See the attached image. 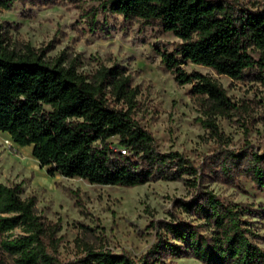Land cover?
Segmentation results:
<instances>
[{
    "label": "trees",
    "instance_id": "trees-1",
    "mask_svg": "<svg viewBox=\"0 0 264 264\" xmlns=\"http://www.w3.org/2000/svg\"><path fill=\"white\" fill-rule=\"evenodd\" d=\"M13 0H2L8 9ZM102 6L125 21H140L170 32L179 42L157 47L165 69L179 85L190 84L202 109L203 125L220 142L203 168L225 184L241 177L264 189V152L246 145L230 150L215 124L216 116L238 113L225 90L210 77L187 73L188 63L210 68L232 81L264 88V10L229 0H103ZM77 60L45 59L29 45L9 48L0 30V132L31 156L48 175L79 178L101 186L135 187L148 181L186 177L194 189L178 209L193 222L170 212L152 222L155 242L140 258L127 253L84 248L67 264H161L166 257L190 256L202 264H264V250L233 205L201 189L200 170L179 152H161L136 119L139 89L127 70L98 63L87 74ZM116 139L114 146L110 139ZM22 183H0V264H61L51 249L56 228L35 213V197L22 198ZM76 197V193L71 192ZM16 227L24 235L9 236Z\"/></svg>",
    "mask_w": 264,
    "mask_h": 264
},
{
    "label": "rangeland",
    "instance_id": "rangeland-1",
    "mask_svg": "<svg viewBox=\"0 0 264 264\" xmlns=\"http://www.w3.org/2000/svg\"><path fill=\"white\" fill-rule=\"evenodd\" d=\"M2 1V0H0ZM253 10H264V0H229ZM103 0H13L0 6V30L9 48L24 46L43 53L48 61L64 56L77 60L80 71L91 73L98 63L117 64L138 87L136 119L155 138L163 152H179L199 168L201 189L211 191L225 204L239 210L249 239L264 250V189L241 177L225 184L203 168L206 156L220 147L203 125L205 117L191 96V85H179L156 52L171 50L179 42L170 32L140 21H125L110 13ZM187 73L210 77L226 92L238 113L216 116L214 122L226 148L249 145L264 152V88L247 81H232L207 67L186 64ZM116 146V139L109 140ZM31 156L30 147H18L0 132V183H22V198L35 197V213L56 228L51 248L61 262L77 261L84 248L143 256L155 242L152 222L169 220V213L194 224L193 217L178 209V200L191 199L194 189L186 177L175 181H148L135 187L101 186L79 178L49 176ZM76 193V197L71 194ZM24 235L16 227L9 236ZM4 264H14L5 255ZM161 264H202L187 257H166Z\"/></svg>",
    "mask_w": 264,
    "mask_h": 264
}]
</instances>
